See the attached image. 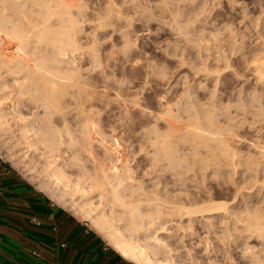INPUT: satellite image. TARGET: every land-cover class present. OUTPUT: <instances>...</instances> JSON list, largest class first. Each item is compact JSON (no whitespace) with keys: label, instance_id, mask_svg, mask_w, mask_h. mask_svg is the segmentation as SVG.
<instances>
[{"label":"bare ground","instance_id":"6f19581e","mask_svg":"<svg viewBox=\"0 0 264 264\" xmlns=\"http://www.w3.org/2000/svg\"><path fill=\"white\" fill-rule=\"evenodd\" d=\"M130 1L134 2V0ZM213 2V0H157L154 4L156 13L152 15L156 14L170 24L175 35L198 36L202 39V37L219 33L230 35L239 31L234 30L237 26L234 19L232 22L235 25L234 29L228 27V23L218 27L201 24L214 17L206 13L213 10L215 5L218 6L219 2L217 4ZM116 3L114 0H107L104 6L102 4L94 8V11H87V7L91 6L85 5L82 0H0V128L12 127L10 124L12 121L18 125L24 140L23 147L38 149L39 144L42 145L41 154L46 156L44 164L50 181L39 184L41 187L39 189L46 191L47 188L50 189V184H53L54 200L59 203L63 200L65 202V196L68 197L67 204L71 209L90 222L93 229L102 234L122 257L136 264H264V94L256 96L252 94L255 99L249 96L254 100L258 99V96L263 99L262 101L258 99V107L255 108H248L247 103L241 108L236 102H232L236 103L237 107L229 109L231 106L223 103L224 100L226 101L225 98L220 103H216L215 99V104L210 106L206 102H201L202 98L198 97L197 100L189 99L182 104L180 102L174 111L170 105L167 103L164 105L162 101L164 106L158 112L139 109V112L148 120L141 133L143 144L150 148L146 154L149 156L151 167L163 164L165 167L169 166L171 175L178 174V184L188 179L184 172L191 171L192 174L191 172L189 174L194 177L191 181L194 179L193 190L196 193L191 196L183 195L180 193L183 190L181 188L178 200L176 199L178 202H172L165 208L163 202H169V200L163 199L154 187L146 191L148 185L144 187L146 184L136 181L133 167L127 164L122 158L124 154L120 153L119 149L123 146L121 141L114 138L111 145L107 144V137L96 129L95 125L98 122L94 123L96 120L92 119L97 106L95 101L105 99L108 102L112 95L117 97L123 91L121 80L111 76L112 73L110 75L105 73L102 67L99 68L102 57H99L96 47L100 38L98 36H104L109 31H117L122 26L120 20L124 18L123 8L117 7ZM231 3L240 6L237 0H231ZM242 7L241 10L244 9ZM247 8L249 9V3ZM254 8L262 9L264 13V5H256L253 10ZM250 12L252 14L251 8ZM250 14L251 17L255 15ZM261 15L258 16L262 17ZM245 16L246 14L243 17H249ZM229 19L222 20L229 21ZM258 19L256 23L260 22L259 27L249 19L248 21L254 25L250 30L254 31L257 38H260L257 43L261 47L258 49L261 48L264 51V41H261L264 37V21H257ZM84 23L90 24V31L86 32L89 34V40L87 39L89 45L85 42L88 47L84 46L83 39L81 41L85 31ZM244 27L246 28V25ZM245 28L239 32H248ZM123 34L126 36V33ZM85 36L83 35L84 38ZM256 50L255 48V52ZM178 53L181 55V52L178 51ZM218 55L219 53L213 57L215 61L220 59ZM253 55L254 59L251 58L258 62L252 64L254 69L253 67L249 69L255 70L256 79L254 80L260 81L261 86L264 87V55ZM193 56L195 57V54ZM182 62L184 64V60ZM208 62H203L202 67L195 72L202 73L201 76L212 80L213 70L210 69ZM223 71L226 72L225 69ZM218 78L220 79V76ZM189 91L186 94L190 93ZM222 95L225 96V94ZM185 96L188 97V95ZM236 101L238 102L237 99ZM248 101L246 99V102ZM243 102L245 104V101ZM120 106L122 105H119V108ZM69 111L74 112L77 117L80 116L81 126L79 132L77 131L79 134H73V128L71 129L67 124ZM55 115L56 119H54ZM129 121L135 124L132 120ZM158 121L165 123L164 131H159L157 128ZM143 122L142 126H144ZM244 129L253 132L254 135H246L247 132L245 134ZM125 132L124 130L123 133ZM63 137H66V140ZM94 142L99 143L102 149L100 156L96 153V148L92 149L96 144ZM62 144L71 148V157L62 164L60 161L59 164L56 163L54 152L60 149ZM24 153L17 155L14 151L9 157L15 161ZM82 153L90 158L92 169L84 166L80 158ZM24 166H28V163ZM66 168L76 169L73 178L66 172ZM153 177L155 176H152L150 180L156 185V178ZM200 179H207V182L202 183ZM221 188L225 192H222ZM142 205L147 209L143 210ZM174 217L177 218L178 230L180 229L178 238L182 242V251L187 261H178L177 257H173V249L160 235L162 232H170L166 223L173 221ZM197 252L203 256L197 255Z\"/></svg>","mask_w":264,"mask_h":264},{"label":"rangeland","instance_id":"374dc122","mask_svg":"<svg viewBox=\"0 0 264 264\" xmlns=\"http://www.w3.org/2000/svg\"><path fill=\"white\" fill-rule=\"evenodd\" d=\"M82 1L85 3V5H87L89 7L91 6L93 8L92 9L90 7L91 8L90 9V8L87 7V9H88L87 11H89V10L90 11L91 10L94 11V8H96L97 6H99V5L102 6V4L104 6L106 4L107 0L106 1L105 0H93V1L92 0H88V1L87 0H82ZM114 1H115V3L117 2L116 3L117 7H119L120 9L123 8L122 11H123L124 15H122V16L124 18H122L120 20V23H122L121 24L122 26L117 31H115V30L109 31L104 36H98L100 38H99V40H98V42L96 44V47L98 49L99 57H102V58H100V67L99 68L102 67L101 69H103L104 72L106 71L105 73H107L109 75L112 73L111 76L121 80L123 91L118 95L119 97L118 96L114 97V95H112L111 99L108 102L105 99H103L101 101H95L94 102L95 106L96 105L97 106L95 107V112L92 115V119L96 120V121H94V123L98 122L95 125L96 129L99 130L100 132H102L103 135H105V137H107L106 138L107 139V142H106L107 144L111 145V142L114 140V138H117L119 141H121L123 146L121 145L122 147L119 149L120 153H123L125 155L126 158L124 157V155L122 156V158H124V160L127 162V164L128 165L130 164L129 166L133 167L134 175L136 176L135 178H137L136 181H142L143 185L146 184V185H144V187H146L148 185L146 187V189H145L146 191H149V189L152 190L153 187H154L155 190H158L159 194H161L163 199H165L166 201L169 200V202H163V203H165L164 207L167 208L166 206L170 205V203L178 202L177 201L178 200V193H179L180 190L183 189L182 191H180V193H183V195L186 194V195L191 196V195H194L196 193L193 190L195 188V186L193 185L194 179H192V181H191V178H194V177H191V176H193V175H191L192 174L191 171L184 172V175L186 176V178L188 177V179H186V181H184V183L178 184V174L177 175H171V168L169 166L165 167V164H163V165H157L155 167H153V166L151 167L150 160L148 159L149 156L146 154V152L150 151V148L149 147L147 148V146H145V144H143V138H142V133H141L142 129L145 128L148 120L146 118H144V116L139 112V109L140 108H144V109H147V110H150V111L153 110L152 112L155 113V112H158V110H160L167 103L168 105L171 106L172 110L174 111V109L176 110V108L178 107V104L180 102H181L180 104H182V103L188 102L189 99L197 100V99H199L198 97H200V99L202 98V101L200 100L201 102H203V103L206 102L210 106L215 104L214 102L216 100H217L216 103H220L225 98L226 101L224 100L223 103H224V105H228L229 104L228 106H231L229 109H232V108L234 109V107H237V106L242 108V106H246L247 104H248L247 105L248 108L258 107V104H259L258 103L259 102L258 99H261V98H260V96H258L257 97L258 99L254 100L255 97L253 95H255V96L256 95H263L264 94V87L261 86L260 81L254 80V79H256L255 73H254L255 70H253V71H251V70L255 68V67H253L254 65H252V64H255V62L256 63L258 62V60H253L254 59V55L253 54H255V55L256 54L264 55V53H262L264 51L261 48L258 49L259 47H261L257 43V41H259L260 38H257V36L254 35V31L250 30V29L255 24H258L257 27L260 26V22L256 23V19H258L260 17V16H258L259 14L260 15L263 14V15H261L262 17H260L257 21H261V20L264 21V13H263L262 9L259 10L257 8L256 9L254 8V10H253V7H255L256 5H264V2H263L264 0H253L254 2L252 0H237V3H239L240 6H235V5H238V4H235L236 2L235 3L232 2V3L235 4V5H233L231 3V0H221V1L220 0H213L214 4L215 3L217 4V2H219L220 6H219V4H218V6L215 5L213 7V10H209V11H212V12L208 11L206 13L213 15L215 18L214 17H212V19L209 18L207 20L209 21L211 19V21L202 22L201 24H204L205 26L208 25V26L218 27V26H221L223 23H228V25H229L228 27H230L232 29H234L235 25L237 24V26H236V28L234 30H239V31H241V29L243 30L245 28L244 26L246 25V28L248 29V32L246 31L244 33H240L239 31H236L235 33L230 34V35H228V34L226 35V33H223V34L219 33V34H215L213 36L202 37V39L200 37H198V36L188 37V36H183V35L181 36V35H177V34L175 35V33L171 30V25L170 24L164 22L156 14L152 15V13L153 14L156 13V9L154 8V4L156 3L157 0H150V2H149V0H134V2H131L130 0L129 1H127V0H114ZM221 2H222V4H221ZM256 2H257V4H256ZM126 3H128V4H126ZM135 3H136V5H135ZM248 3H249V9L247 8L248 7ZM137 4H140V5H137ZM245 4H247L246 5L247 7L245 6ZM128 5H130V6L128 7ZM242 5L244 7H242ZM149 6H151V7H149ZM133 7H134V10H133ZM241 7L244 8V9L241 10ZM144 8H145V10H144ZM250 8L252 10V14H250L251 13L250 12ZM216 9H218V10H216ZM141 10H143L144 12L141 11ZM125 11H127V12L124 13ZM217 12H219V14ZM247 13H249L252 16L254 14L255 15L253 17H251ZM139 14H141V15H139ZM245 14H246L245 17L249 16L251 18V20H250L249 17L248 18H244L243 16ZM146 17H148V18H146ZM224 17L227 20L232 17V19H229L230 24H229V21H223V20H225ZM242 17H243V19H242ZM233 19L235 21L234 22L235 25H234V23H232ZM244 19L245 20L247 19V20L245 21ZM248 19L254 25L252 23L250 24ZM252 19H254L253 20L254 22L252 21ZM213 20L215 22H213ZM263 21H261V22H263ZM243 22L244 23L246 22V24H243ZM247 23H248V25H247ZM83 25H84L83 26L84 27L83 30H85V31L83 32L84 34H82V36H81V41L84 40L83 43H84V46L86 47L87 46L86 44L89 45V43H88L89 34H86V32L90 31L89 30L90 29L89 28L90 24H85L84 23ZM248 26H249V28H248ZM237 28H241V29H237ZM253 29H254V27H253ZM168 31H169V33H168ZM123 33H126V36H124ZM83 35L84 36L86 35L85 38L83 37ZM255 37L257 39H255ZM200 40L202 42L203 41L204 42L202 43ZM261 41L262 42L264 41V37L261 38ZM85 42H86V44H85ZM132 42H134V43H132ZM230 42H232V43H230ZM189 43H190V45H189ZM204 43H206V44H204ZM198 44H200V45H198ZM184 45H185V47H183ZM181 47H182V49L180 50ZM192 47H194V48H192ZM255 48L257 49L256 52H255ZM122 49L123 50L126 49V51H123ZM219 49L221 50L220 52H219ZM185 50L188 51L190 54L188 52H187L188 53L187 54ZM260 50H262V51H260ZM178 51L181 52V55H180V53H178ZM122 52H123L124 56L122 55ZM193 52L195 54V57L193 56L194 55ZM213 52H214V54H213L214 56L212 55ZM216 52H218L219 53L218 56H220V59L218 60L219 62L215 61L213 59V57L217 56V54H218ZM119 54L121 55L120 57H119ZM184 54H185L186 57L184 56ZM221 54H222V56H221ZM104 56H107V57H104ZM183 56L186 59H184ZM125 57H127L128 60H126L127 58L125 59ZM209 58H211L214 62L211 59L209 60ZM130 59H132L130 61L131 64L129 62ZM182 59L184 60V64L182 62L183 61ZM191 59H193V60H191ZM248 59L249 60L251 59V60L249 61ZM208 60H209V62H208ZM134 61H135L136 64L134 63ZM188 61L190 63H188ZM203 62H208V65H210V69L213 70V76H212L213 79L212 80L210 78L207 79V78H204L203 76H201L202 73L195 72V71L199 70L202 67V63ZM216 62H217V64H216ZM247 62H249V63H247ZM103 63H104V65L102 66ZM210 63H212L214 65H211ZM157 65H158V67H157ZM214 66H215V68H214ZM107 67H110V68L107 69ZM227 67H229V68H227ZM251 67H253V68L250 70L249 68H251ZM96 68H98V67H96ZM212 68H214V69H212ZM109 69H110V71H109ZM192 69H194V70H192ZM223 69H225L226 72H224ZM191 70L194 71V73ZM154 71H155V73L153 74ZM151 72H152V74H151ZM214 72H215V74H214ZM197 74L198 75L200 74V75L196 76ZM232 74H235V75H232ZM185 75H186V77H185ZM216 75H218V76H216ZM200 76H201V78H200ZM214 76L216 77L215 79H214ZM219 76H220V79L218 78ZM242 78H245V79H242ZM217 79H219V81H217ZM214 80H215V82H214ZM202 81H204V82H202ZM210 81H213V82H210ZM225 81H227V82H225ZM214 83L215 84L217 83V84L214 85ZM191 84H192V86H191ZM189 86L192 89L189 88ZM195 86H197V87H195ZM261 89H262L263 93H262ZM195 90H196V92H195ZM187 91H189L190 93L186 94ZM220 91H223V92H220ZM127 92L130 95H128ZM255 92H257V93H255ZM216 93H218L219 96H218V94L216 95ZM221 93L225 94V96H223ZM198 94L199 95L201 94V95L199 96ZM250 94L251 95L253 94V95L251 96ZM185 95H188V97H186ZM195 96H197V97H195ZM249 96L252 97V98L254 97V99L250 98ZM237 97H239V98H237ZM236 99L238 100V102L236 101ZM246 99H247V101L249 100L250 102L249 101L246 102ZM228 100H229V102H227ZM239 100H241L242 102L239 101ZM262 100L263 99H261V101ZM124 101H126V102H124ZM161 101L164 102L163 103L164 105L162 104ZM243 101H245V104H244ZM254 101H256V102H254ZM261 101H260V103H261ZM225 102H227V103H225ZM232 102H236L238 105L236 103H232ZM223 103H221V104H223ZM108 104H110V105H108ZM176 104H177V106H176ZM239 104H241V105H239ZM116 105H118V106H116ZM119 105H122V106H120V108H119ZM113 106H115L114 109L112 108ZM115 108H117L118 110L115 109ZM121 110L124 111V112H122ZM120 111H121V113H120ZM115 112L119 113V114H116ZM112 114H114V115H112ZM56 117L57 116L55 115L54 119H56ZM71 117H73V118H71ZM67 118H68V120H67L68 126L71 129L73 128L72 129V133L73 134H79V133H77V131L79 132V129H80V126H81L80 125L81 124L80 116L77 117V115H75L74 112L69 111V113H67ZM70 118L73 119V120H71ZM128 119L132 120L133 122H135V124L129 123L130 121ZM142 119H143V121L146 120L145 123L142 121L144 126L141 125L142 124V122H141ZM10 124H11L12 127L0 128V132H2V133L4 132L3 134L0 133V155L4 159H6L8 162L12 163V165L16 169H18L26 179H28L30 182H32L33 184L38 186V188H41L39 184H41L42 182H49L50 181V179L48 178L46 169H45V164H44L45 161H46L44 157H46V156L45 155L43 156L41 154L42 145L39 144V148L38 149H30V148L28 149V148L23 147L24 146V142H23L24 140H23V138L20 135V131L18 130V125L13 123L12 121L10 122ZM73 125H75V126H73ZM9 128L10 129L13 128L12 131ZM157 128L159 129V131H164L165 130V123L163 121H158L157 122ZM4 129H6V130H4ZM124 130L126 131L125 133H123ZM8 131H9V133H8ZM133 131H135V132H133ZM111 132H113V133H111ZM244 132H245V134L247 132L246 135H248V136H250V134L254 135L253 132L248 131L246 129H244ZM128 133H129V135L127 136ZM132 133H134V134H132ZM93 135H95V134H93ZM63 138L66 140V137H63ZM128 138H131V139H128ZM21 140H22V142H21ZM122 140H123V142H122ZM94 143H96L97 145L94 144ZM94 143H93L94 147L92 149L96 148L95 150L97 152L95 150L94 151L96 153H99V156H100L102 149H100L101 147L98 145L99 143H97V142H94ZM143 145H144V147H143ZM4 146H6V147H4ZM62 146H65V147L63 148ZM134 146H136L137 148L134 147ZM11 147H12L13 150L11 149ZM67 147L68 146L66 144H62L60 146V149H58L57 151L54 152L55 159H57V161L55 160L56 163L60 164V161H61V164H62V163L66 162V161H68L70 159V157H71V148L70 147L67 148ZM177 147H178V145H177ZM59 150H61V151H59ZM14 151L17 153V155L21 154L22 152H25V153L21 157L18 156V159H15V161H12L9 156ZM177 151H178V148H177ZM68 152H69V154H68ZM83 154L84 153L81 154L82 156L80 155V158H81L84 166L87 167V168L89 167V169H92V163H91L90 158L88 156H85V154L84 155ZM56 155H57V157H56ZM25 160H26V162H25ZM84 161H85V163H84ZM25 163H28V166H24ZM33 163H35V164H33ZM34 168H36V169H34ZM159 169H160V171H159ZM135 171H137V172H135ZM66 172L70 175L71 178H73L74 177L73 174L74 173L76 174V169L75 168H70V169L66 168ZM147 172H148V174H144V173H147ZM177 172H178V165H177ZM190 172H191V174H189ZM152 176H155L153 178H156L155 179V181L157 182V183L155 182L156 185H154V183L151 182V180H150V178ZM171 178H173V179H171ZM175 179H177V181ZM200 181L202 183H206L207 179H204V180L200 179ZM50 186H51L50 189L47 188L46 191H45V189H43V190L50 197H52V199L54 200V197L52 196V193H53L52 186H53V184H50ZM48 190H49V192H48ZM221 190H222V192H225L223 188H221ZM55 193L58 194L56 191H55ZM174 195L177 198H175ZM67 198L68 197L65 196V200H66L65 202L66 203L63 202L64 200L61 201L60 203L57 202L56 200H54V201L57 202L62 207H64L67 210H69L77 218H79V219L83 220L84 222H86L88 224V226H90V228L93 229V227L91 226L90 222H88L81 214L76 213L74 210L71 209L69 204H67V203H69V200H67ZM144 205H146V204H144ZM144 205H142V208H143V210H146L147 208H146V206L144 207ZM166 225H168L167 226V227H169L168 231H170V232H168V233L162 232V233H160V235L164 237V239L166 240V243H169V246L173 249V251H172L173 257H175V258L177 257L176 259L177 260L179 259L178 261H184V260L187 261L186 256L184 255V252L182 251V245H181L182 242H180V238H178L180 236V233H179L180 229L178 230L177 218L174 217L173 221L171 220V221L167 222ZM93 230H95V229H93ZM170 235H172V236H170ZM100 236H102V238L108 243L107 239L102 234H100ZM196 250H194V252ZM180 252H182L183 254L181 253V255H180ZM197 255L203 256V254H201L200 252H197Z\"/></svg>","mask_w":264,"mask_h":264},{"label":"crops","instance_id":"0c3cea01","mask_svg":"<svg viewBox=\"0 0 264 264\" xmlns=\"http://www.w3.org/2000/svg\"><path fill=\"white\" fill-rule=\"evenodd\" d=\"M0 264L136 263L0 155Z\"/></svg>","mask_w":264,"mask_h":264},{"label":"built area","instance_id":"2783aa9c","mask_svg":"<svg viewBox=\"0 0 264 264\" xmlns=\"http://www.w3.org/2000/svg\"><path fill=\"white\" fill-rule=\"evenodd\" d=\"M31 221H32L33 223H35V224H39V221H38L35 217L31 218ZM32 254H33L34 256H36L37 258H40V257H41V255H40L38 252H36V251H33Z\"/></svg>","mask_w":264,"mask_h":264}]
</instances>
